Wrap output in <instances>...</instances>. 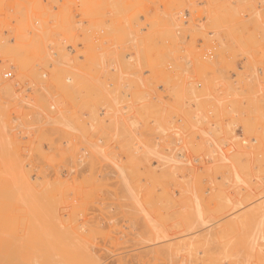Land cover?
Listing matches in <instances>:
<instances>
[{"label":"rangeland","instance_id":"rangeland-1","mask_svg":"<svg viewBox=\"0 0 264 264\" xmlns=\"http://www.w3.org/2000/svg\"><path fill=\"white\" fill-rule=\"evenodd\" d=\"M261 5L0 0V264H264V27H239L248 8L253 24L263 22L264 0ZM205 15L208 22L194 32ZM219 32L231 41L207 47L194 64L214 73L219 64L231 69L228 64L246 57L251 82L223 97L213 81L203 99H189L195 111L177 112L182 125L154 116L160 125L148 136L144 129L137 134L144 119L127 123L138 100L117 99L98 126L73 128L74 140L64 144L68 119L78 125L97 114L82 116L85 103L74 101L68 115V99L83 88L105 97L116 60L133 52V60L145 58L151 70L159 65L170 73L190 55L165 56L180 34L202 35L212 44ZM68 45L76 49L73 57ZM80 55L88 63L102 57L104 77H90ZM91 131L98 136H78ZM125 134L129 144L120 141Z\"/></svg>","mask_w":264,"mask_h":264},{"label":"crops","instance_id":"crops-1","mask_svg":"<svg viewBox=\"0 0 264 264\" xmlns=\"http://www.w3.org/2000/svg\"><path fill=\"white\" fill-rule=\"evenodd\" d=\"M257 9L261 10V0H255ZM232 4H236V0H231ZM205 4L204 1L198 3L199 6H203ZM217 8L212 12L215 14L217 12ZM198 12V10H196ZM262 14L264 15V9H262ZM191 12L189 10L186 11V16L191 17ZM253 12H250V8L241 12V17L243 18V24L239 27L248 26L249 30H255L261 27H264L263 22H258L253 24L252 21L255 16H252ZM140 20L144 23L145 16L142 15ZM208 22L207 16H203L201 19H198V23L194 26L195 29L193 31H197L202 27L203 24ZM214 25H219V21L213 22ZM185 25H189V21L185 22ZM232 30H235V25L230 23ZM149 28V24L143 25L140 29L141 33L147 32ZM197 28V29H196ZM199 33V32H198ZM213 31H209L207 36H213ZM220 36L215 40V43L209 44L208 40L202 36L193 37L191 34L187 36L180 34V42L179 45H174L172 49L168 48L166 50V57L171 58L173 56H177L178 54H185L190 52L189 57L181 58L179 63H176V70L170 73H162L160 70V66L158 65L156 70H151L147 65V60L142 58L141 61H135L132 58L134 57V53H126L119 60H116V65L111 67L108 78V88L110 89L108 93H106L105 97H101L97 88L93 91H88L86 88L76 91L75 97H72V100L68 99V107L67 114L71 115L74 108L75 103L83 101L85 106L83 108H79L78 112L82 114V116L89 118L92 112H97L93 119L87 120L83 124L75 125L72 119L67 120L68 130L64 133V137L66 138L64 141L65 145H68L71 140H74V132L73 128L85 129L91 128L93 124L96 126L99 125L100 118L106 116L107 111L110 109L112 103L117 99L123 100H138L135 101V115H132L131 118L127 119V123L130 125L138 121L140 118L144 119L139 127L138 135H141V129L144 131V135L148 136L150 134L149 130L158 129L160 124H157L154 119H151L154 116H171L170 121L171 124L175 126L182 125L183 119L181 117H177V112L182 110H196L197 103L191 102L189 103V99H203L204 96L209 92V88L211 87V83L213 81L217 82V91L220 96H227V89H231L236 87L240 82H251L253 79V73L246 68L247 58H238L228 64L231 69H228L227 64H219L213 73L208 68L204 67L200 63L194 64L193 60L196 58H200L202 54L208 53V48L211 45H215L218 48H222L228 42H230V38L226 36L224 33L219 32ZM104 45H108V42H105ZM80 48H84L83 44H79ZM232 51H236L239 48V44L236 42L232 43ZM67 52L72 57L76 53V49L72 45L67 46ZM102 47L97 48V50H101ZM122 46L114 47V51H120ZM204 57V55H202ZM72 59V58H71ZM73 60V59H72ZM74 61V60H73ZM80 65L87 64L86 58L84 55L79 56ZM103 63L102 57H96L91 60L88 64L91 67L89 70V76L101 77V64ZM63 65H68V61L62 63ZM142 69V70H141ZM141 72V74H140ZM259 74L262 76L264 74L263 69H259ZM190 75L188 79V86L182 87L184 79ZM26 86L29 84V79H27L24 83ZM133 84V85H132ZM118 85V86H116ZM16 87L19 85L16 84ZM27 92L31 93L33 91L32 87H27ZM170 90H172L170 92ZM170 92V93H169ZM104 105V106H103ZM129 104H126L122 107L123 110H129ZM110 111V110H109ZM129 113L126 112L125 115ZM70 117V116H69ZM129 117V116H127ZM193 120L197 121V116L193 117ZM96 121V122H95ZM204 122H206L204 120ZM111 119H107L105 121L106 127H109L111 124ZM195 125H199L195 123ZM238 133L240 135L243 134L242 127L239 128ZM21 135V132H19ZM82 135L84 139L90 137H97V133L91 131V134L83 135L78 134V136ZM26 137H24L25 139ZM201 137L196 136V140L199 141ZM157 141H161V138L157 136ZM120 141L130 143V135H124L120 138ZM178 144H181V140L178 141ZM119 147L116 146V149ZM180 157L186 154L185 151L179 152ZM123 157H125L123 155ZM156 164V163H154ZM67 173L65 172L64 175ZM36 179V175L32 176V180Z\"/></svg>","mask_w":264,"mask_h":264},{"label":"built area","instance_id":"built-area-1","mask_svg":"<svg viewBox=\"0 0 264 264\" xmlns=\"http://www.w3.org/2000/svg\"><path fill=\"white\" fill-rule=\"evenodd\" d=\"M12 75V73H8V74H6L5 76L6 77H9V76H11Z\"/></svg>","mask_w":264,"mask_h":264}]
</instances>
